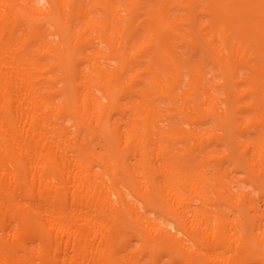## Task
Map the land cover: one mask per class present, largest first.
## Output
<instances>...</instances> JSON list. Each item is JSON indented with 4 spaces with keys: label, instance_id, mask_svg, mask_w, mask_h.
I'll list each match as a JSON object with an SVG mask.
<instances>
[{
    "label": "bare ground",
    "instance_id": "1",
    "mask_svg": "<svg viewBox=\"0 0 264 264\" xmlns=\"http://www.w3.org/2000/svg\"><path fill=\"white\" fill-rule=\"evenodd\" d=\"M237 171L264 0H0V264H264Z\"/></svg>",
    "mask_w": 264,
    "mask_h": 264
},
{
    "label": "rangeland",
    "instance_id": "2",
    "mask_svg": "<svg viewBox=\"0 0 264 264\" xmlns=\"http://www.w3.org/2000/svg\"><path fill=\"white\" fill-rule=\"evenodd\" d=\"M225 166H228V164H225ZM233 175L239 181V187L241 189L251 191L254 194L255 198L257 199L261 208H264V196H258L257 190L251 186L250 182L243 180L244 174L241 171H237V172H234ZM235 188L236 187H234V189Z\"/></svg>",
    "mask_w": 264,
    "mask_h": 264
}]
</instances>
